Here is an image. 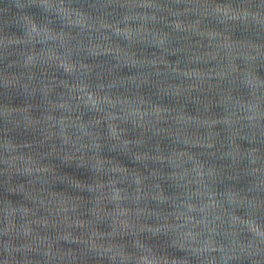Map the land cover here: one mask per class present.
<instances>
[{
    "label": "water",
    "instance_id": "1",
    "mask_svg": "<svg viewBox=\"0 0 264 264\" xmlns=\"http://www.w3.org/2000/svg\"><path fill=\"white\" fill-rule=\"evenodd\" d=\"M0 264H264V0H0Z\"/></svg>",
    "mask_w": 264,
    "mask_h": 264
}]
</instances>
